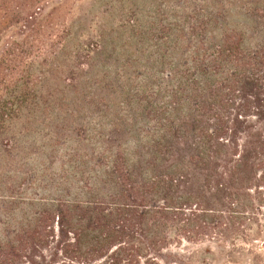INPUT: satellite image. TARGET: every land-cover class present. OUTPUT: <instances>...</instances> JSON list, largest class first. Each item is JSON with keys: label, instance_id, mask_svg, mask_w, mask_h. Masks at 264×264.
<instances>
[{"label": "trees", "instance_id": "obj_1", "mask_svg": "<svg viewBox=\"0 0 264 264\" xmlns=\"http://www.w3.org/2000/svg\"><path fill=\"white\" fill-rule=\"evenodd\" d=\"M71 1L0 0V147L52 114L33 90L32 60L55 56L56 19ZM222 50L172 64L169 114L161 126L159 111L144 110L155 128L140 163L118 145L98 178L58 179L48 196L25 193L21 167L32 164L12 152L18 169L0 175V264H202L213 241L217 261L238 262L230 252L264 234V38Z\"/></svg>", "mask_w": 264, "mask_h": 264}, {"label": "rangeland", "instance_id": "obj_2", "mask_svg": "<svg viewBox=\"0 0 264 264\" xmlns=\"http://www.w3.org/2000/svg\"><path fill=\"white\" fill-rule=\"evenodd\" d=\"M51 12L48 5L45 15ZM56 22L55 56L32 60L31 67L33 90L46 97L52 114L25 142L0 147V175L9 164L18 169L8 161L13 153L29 158L32 167H21L28 194L50 196L58 179L65 188L98 178L103 158L118 145L140 163L142 137L155 128L144 110L159 111V125L169 114L172 64L223 58V47L236 43L255 46L264 38V0H72ZM55 139L65 146L51 153ZM175 140L174 154L184 156L185 143ZM33 173L37 181L29 185ZM253 239L258 242L230 252L238 262L224 264H264V234ZM216 244L205 243L210 254L202 264H221Z\"/></svg>", "mask_w": 264, "mask_h": 264}]
</instances>
